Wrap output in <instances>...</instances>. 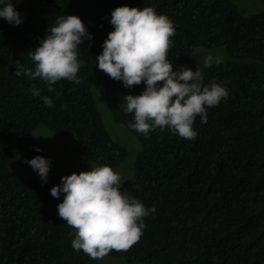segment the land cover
I'll use <instances>...</instances> for the list:
<instances>
[{
    "label": "trees",
    "instance_id": "trees-1",
    "mask_svg": "<svg viewBox=\"0 0 264 264\" xmlns=\"http://www.w3.org/2000/svg\"><path fill=\"white\" fill-rule=\"evenodd\" d=\"M262 10L242 14L234 0H12L23 22L0 18V264H102L71 246L75 232L58 216L50 189L38 178L11 169V154L24 160L42 156L32 137L39 125L76 139L73 154L82 162L117 168L127 147L105 126L93 89L105 99L112 119L135 136L140 148L133 177L121 191L155 213L144 218L139 240L128 250H110L126 264H264V0ZM152 6L176 26L169 59L195 70L198 47L224 46L229 59L204 70L203 83H224L230 96L197 116L195 139L167 127L147 136L128 125L122 98L145 85L125 88L95 65L118 6ZM261 9V8H260ZM77 15L92 34L78 49L80 83L58 81L49 93L39 78L17 76V63L34 70L29 50L39 46L61 15ZM49 96L45 106L33 88ZM41 149V148H40Z\"/></svg>",
    "mask_w": 264,
    "mask_h": 264
},
{
    "label": "clouds",
    "instance_id": "clouds-1",
    "mask_svg": "<svg viewBox=\"0 0 264 264\" xmlns=\"http://www.w3.org/2000/svg\"><path fill=\"white\" fill-rule=\"evenodd\" d=\"M0 18L18 26L23 17L12 0H0ZM113 30L102 44V52L95 57V65L110 78L121 81L125 88L145 85L139 95H126L119 108L132 114L129 127L145 136L151 130L167 127L186 140L195 139L196 117L207 123V110L227 101L230 93L224 83L211 80L203 83L204 70L224 63L220 55L206 54L195 70L181 65L173 70L169 59L171 39L176 35L174 22L154 7L118 6L111 11ZM92 34L77 15H61L48 27L39 46L29 50L35 68L17 63L15 74L32 80L41 79L47 91L54 93L60 80L79 84L81 63L79 46L91 41ZM45 106L53 100L33 88ZM37 152L42 149L37 148ZM47 182L50 158L36 155L25 161ZM54 198L63 200L57 205L58 216L75 229L71 246L83 251L93 260L102 259L110 250H128L136 243L145 228L144 218L155 213V206L146 208L136 197L121 191V176L108 165L91 167L89 171L73 172L61 177V183L50 189Z\"/></svg>",
    "mask_w": 264,
    "mask_h": 264
},
{
    "label": "rangeland",
    "instance_id": "rangeland-1",
    "mask_svg": "<svg viewBox=\"0 0 264 264\" xmlns=\"http://www.w3.org/2000/svg\"><path fill=\"white\" fill-rule=\"evenodd\" d=\"M242 14L249 15L262 10L260 0H234ZM261 8V9H260ZM220 55L224 60L229 59L225 47L204 48L198 47L194 51L195 57L202 61L206 54ZM97 108L99 109L105 126L112 136L120 140L128 149L129 155L125 162L114 171H118L121 176V184L127 178L133 177V161L140 145L134 135H132L125 126L113 121L105 99L93 89ZM32 137L37 141L42 149V156L50 158L51 167L47 177L46 184L57 185L61 183V177L71 175L73 172L79 174L81 171H89L91 167H96L95 163L82 162L73 154V147L76 139L73 136L59 135L52 132L45 125H39L33 131ZM17 150L11 154V169L17 175L22 177H32L41 180L29 164L25 162ZM102 264H126L122 258H112L108 255L98 259ZM139 264V263H136Z\"/></svg>",
    "mask_w": 264,
    "mask_h": 264
}]
</instances>
